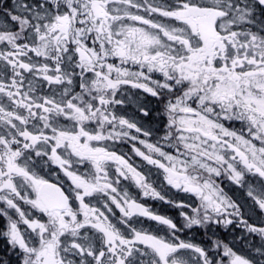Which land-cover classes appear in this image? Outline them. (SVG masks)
Segmentation results:
<instances>
[{
    "label": "snow or ice",
    "instance_id": "1",
    "mask_svg": "<svg viewBox=\"0 0 264 264\" xmlns=\"http://www.w3.org/2000/svg\"><path fill=\"white\" fill-rule=\"evenodd\" d=\"M0 264H264V0H0Z\"/></svg>",
    "mask_w": 264,
    "mask_h": 264
}]
</instances>
